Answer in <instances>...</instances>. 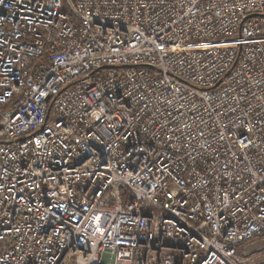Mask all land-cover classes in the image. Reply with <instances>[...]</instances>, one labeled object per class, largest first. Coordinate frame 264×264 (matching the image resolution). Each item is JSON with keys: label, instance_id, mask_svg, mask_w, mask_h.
I'll list each match as a JSON object with an SVG mask.
<instances>
[{"label": "built area", "instance_id": "1", "mask_svg": "<svg viewBox=\"0 0 264 264\" xmlns=\"http://www.w3.org/2000/svg\"><path fill=\"white\" fill-rule=\"evenodd\" d=\"M262 235L264 0H0V264H247Z\"/></svg>", "mask_w": 264, "mask_h": 264}, {"label": "rangeland", "instance_id": "2", "mask_svg": "<svg viewBox=\"0 0 264 264\" xmlns=\"http://www.w3.org/2000/svg\"><path fill=\"white\" fill-rule=\"evenodd\" d=\"M237 256L244 259L249 258L247 264L249 262L250 264L264 263V235L257 237L252 243L241 246Z\"/></svg>", "mask_w": 264, "mask_h": 264}]
</instances>
